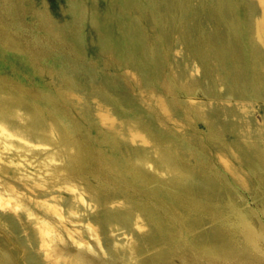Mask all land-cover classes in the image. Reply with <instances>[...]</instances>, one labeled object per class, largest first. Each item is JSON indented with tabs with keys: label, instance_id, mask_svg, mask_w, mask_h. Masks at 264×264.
<instances>
[{
	"label": "rangeland",
	"instance_id": "374dc122",
	"mask_svg": "<svg viewBox=\"0 0 264 264\" xmlns=\"http://www.w3.org/2000/svg\"><path fill=\"white\" fill-rule=\"evenodd\" d=\"M261 8L0 0V191L19 200L0 205L8 264H264ZM53 205L54 263L39 235Z\"/></svg>",
	"mask_w": 264,
	"mask_h": 264
},
{
	"label": "bare ground",
	"instance_id": "6f19581e",
	"mask_svg": "<svg viewBox=\"0 0 264 264\" xmlns=\"http://www.w3.org/2000/svg\"><path fill=\"white\" fill-rule=\"evenodd\" d=\"M260 1V4L262 6V14L255 20L256 21V30H255V36H256V39L262 44L264 45V0H259ZM257 41V42H258ZM164 101V100H163ZM161 104H163L162 100L160 102ZM165 107V105H163ZM105 109V108H103ZM109 111V110H108ZM101 112H104V111H101ZM103 120L104 119H109L111 118L110 117V113L109 112H105V113H101V116H100ZM1 127V126H0ZM5 128V127H4ZM8 131V130H7ZM4 133L7 135V134H10L9 132ZM13 133V132H11ZM8 136V135H7ZM6 136V137H7ZM136 136H140L142 138V140L146 141L145 139V136L143 134H141L140 132H132V137H136ZM158 145V144H157ZM119 150V149H118ZM130 160V159H129ZM172 160V159H171ZM129 173V172H128ZM179 179V178H178ZM182 180V179H181ZM173 183V182H172ZM175 183V182H174ZM175 185V184H173ZM12 189L13 188H7L5 193H7L8 196H4V194H2V192L0 191V205L1 206H9L10 208L11 207H17L19 205L18 201H17V197L15 198L13 196L14 193H12ZM69 189V188H68ZM184 190V189H183ZM187 190V189H186ZM80 193V192H79ZM79 198L78 199H82L84 200V196L82 193L79 194L78 196ZM85 202V201H84ZM50 210H52L54 212V214H51L49 212H47V210L45 209V215L44 216H40V221H39V235H40V240L42 241V245L46 251V255L47 256H52L54 258H52V261L53 259H55L56 257L58 258L59 256V259L60 257H62V255H64V246H61L59 245V243L57 242L58 239H61L62 238V235L60 233V230H58L59 228L62 229L61 227L58 228V225H64L63 224V210L61 209V207L59 206H56V205H53V206H48ZM74 207H70V213H73L74 216L76 215H80L79 213H77L76 211H74L73 209ZM76 208V207H75ZM49 210V211H50ZM18 211V210H17ZM52 212V213H53ZM72 215V214H71ZM70 215V216H71ZM39 220V219H37ZM87 228L89 230V235L92 237V238H95V240L97 241V244L99 245V247L101 246L102 247V244H101V237H100V233H99V230L96 228L95 225H93L92 223H88L87 224ZM63 227V226H62ZM66 228V227H65ZM69 229V228H68ZM68 232L71 234L72 232L68 230ZM81 233V232H80ZM70 236V235H69ZM68 236V237H69ZM74 236V235H73ZM82 236V235H81ZM80 237V236H79ZM73 238V237H72ZM82 239V237H80ZM79 238V239H80ZM64 239V238H62ZM61 239V240H62ZM85 240L87 239L86 237L84 238ZM84 239H82L84 241ZM72 240V239H71ZM88 240V239H87ZM40 241V242H41ZM76 241V240H75ZM79 241V240H77ZM82 241V242H83ZM60 243L62 241H59ZM82 242H76V243H80L82 244ZM86 243V242H85ZM84 244V243H83ZM89 244V243H88ZM63 245V244H62ZM92 246V245H91ZM69 252V251H68ZM81 253V252H80ZM79 253V254H80ZM78 254V255H79ZM83 255V253H82ZM81 256V255H80ZM85 256V255H84ZM74 257V256H73ZM47 258V257H46ZM65 258V257H64ZM75 258V257H74ZM79 258V257H78ZM77 258V259H78ZM87 258V257H86ZM58 259V260H59ZM81 259V258H79ZM85 259V258H84ZM56 260V259H55ZM54 260V261H55ZM58 260L56 262H58ZM62 260V258H61ZM74 260V259H73ZM82 262L84 261L83 259H81ZM53 261V263H54ZM80 261V260H78ZM55 262V263H56ZM81 262V261H80ZM9 262L6 260V257H4V255L0 252V264H8ZM74 263V262H73ZM76 263V262H75ZM78 263V262H77Z\"/></svg>",
	"mask_w": 264,
	"mask_h": 264
}]
</instances>
